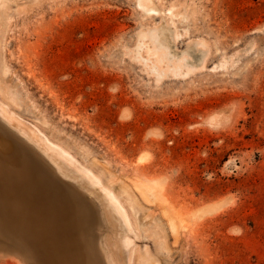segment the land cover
I'll return each mask as SVG.
<instances>
[{
    "label": "rangeland",
    "instance_id": "obj_1",
    "mask_svg": "<svg viewBox=\"0 0 264 264\" xmlns=\"http://www.w3.org/2000/svg\"><path fill=\"white\" fill-rule=\"evenodd\" d=\"M24 144L100 264H264V0H0V264H45L5 212L40 188Z\"/></svg>",
    "mask_w": 264,
    "mask_h": 264
},
{
    "label": "bare ground",
    "instance_id": "obj_2",
    "mask_svg": "<svg viewBox=\"0 0 264 264\" xmlns=\"http://www.w3.org/2000/svg\"><path fill=\"white\" fill-rule=\"evenodd\" d=\"M52 149V148H51ZM12 149H10L11 151ZM57 150V149H56ZM55 150V151H56ZM59 152V151H56ZM9 153V152H8ZM11 154L12 151L10 152ZM9 153V154H10ZM11 156H6L7 158ZM12 159V158H11ZM10 159V160H11ZM14 162V161H13ZM25 165V163H24ZM14 168V167H13ZM4 172L2 169H0V177L1 173ZM16 172V171H15ZM34 174V173H33ZM18 175V174H17ZM25 175L27 177L22 179V176ZM39 175V174H38ZM37 174L35 176L39 177ZM31 175L28 174L27 171L24 170V174H21L20 177L22 179V184L27 185V190H31L32 187H34L32 182V179L30 177ZM41 176V175H40ZM41 179L40 182V188L38 190V194L31 200L27 202V206L29 204L30 210H24L26 207L19 205H13L8 206L5 212L9 215L8 221H12L11 223L15 222L18 229H20V232L23 233V236L28 237V241L30 245H32V248L38 255H42V251L44 250L45 253L42 255L44 259L45 264H61L60 256L52 255L50 256L47 253L46 247L48 245L59 242L63 238H67V236L71 233L69 231L73 230L74 228L79 229L82 227V230L77 236L78 242L86 241L87 239L84 238L86 234V228L85 226V210H82V212L73 213L72 208H76L73 204L75 201L71 198H64L63 196L52 198L50 196V189L48 185V181L43 179L42 177H39ZM147 183V182H146ZM161 185V184H160ZM159 183L156 181H153L151 184H142L140 186V192L143 197H150L153 200L156 199L157 201L160 200L162 197L161 194V187ZM111 193V192H110ZM108 196V194H107ZM110 197V196H108ZM145 197V199H147ZM112 201L115 199L114 197H111ZM117 200V199H116ZM115 200V205H117V202ZM152 201V200H151ZM51 202L52 208H49L52 212V214H49L48 216H51V219L48 221L45 219L46 215H42L41 209L43 205L46 203ZM39 204V207H38ZM215 205V204H212ZM212 209V206H210ZM120 208V207H119ZM205 208V207H204ZM216 208V207H215ZM121 210V209H120ZM217 210V208H216ZM210 211V210H209ZM208 209H204V211L200 214L202 216H206V214L209 213ZM84 212V213H83ZM201 212V211H200ZM212 212V211H211ZM200 217V216H199ZM200 217V218H201ZM203 218V217H202ZM19 231V230H17ZM83 235V237H82ZM88 241V240H87ZM92 249L89 248L86 251L81 250L77 247L76 252H74L73 255L70 256V260L73 259V262L71 264H96V258L91 253ZM50 257V258H49ZM39 258V257H38ZM64 262L63 264H68L67 261H70L68 258V254L64 252L63 254ZM153 260V259H152ZM151 261V260H150ZM149 260H146V264H151ZM70 263V262H69Z\"/></svg>",
    "mask_w": 264,
    "mask_h": 264
},
{
    "label": "water",
    "instance_id": "obj_3",
    "mask_svg": "<svg viewBox=\"0 0 264 264\" xmlns=\"http://www.w3.org/2000/svg\"><path fill=\"white\" fill-rule=\"evenodd\" d=\"M10 149L14 150V152L17 155L16 158L13 159L14 162L12 163V166H14L15 169L23 171V167H24L25 171H27L30 175L33 176V173L34 175L39 174L38 176L42 177L46 181H50V182L52 181L56 186L63 189L66 194L71 195L77 201H80L84 206H86V208L90 210L91 220H92L93 209L91 207V204L88 198L76 188L70 186L68 183L59 179V177L57 176L52 166L46 160H44L31 146L26 145V144H24V146H21V147L9 145L7 148V152ZM87 238H88V229H87ZM92 248H93V245H92ZM93 251L95 253L94 248H93ZM95 256L97 258L96 253H95ZM97 261L100 264L98 258H97Z\"/></svg>",
    "mask_w": 264,
    "mask_h": 264
}]
</instances>
